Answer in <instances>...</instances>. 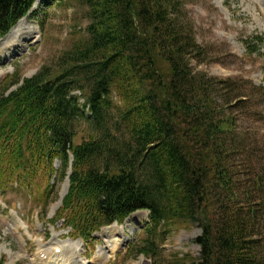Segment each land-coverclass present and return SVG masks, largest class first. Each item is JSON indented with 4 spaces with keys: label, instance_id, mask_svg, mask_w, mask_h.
Returning <instances> with one entry per match:
<instances>
[{
    "label": "trees",
    "instance_id": "1",
    "mask_svg": "<svg viewBox=\"0 0 264 264\" xmlns=\"http://www.w3.org/2000/svg\"><path fill=\"white\" fill-rule=\"evenodd\" d=\"M37 1L0 0V40ZM69 1L86 10L85 36L56 67L0 87L1 192L19 184L44 200L40 186L69 179L61 220L85 242L148 211L147 258L173 228L198 224L200 257L172 264H264L262 214L236 209L237 86L195 72L209 51L181 20L188 0Z\"/></svg>",
    "mask_w": 264,
    "mask_h": 264
},
{
    "label": "rangeland",
    "instance_id": "2",
    "mask_svg": "<svg viewBox=\"0 0 264 264\" xmlns=\"http://www.w3.org/2000/svg\"><path fill=\"white\" fill-rule=\"evenodd\" d=\"M85 11L69 0H40L24 19L37 34L28 40L23 38V48L0 64V87L12 83L11 78L32 79L42 69L56 67L63 54L85 36L89 24ZM181 20L187 30H192L198 44L209 51L207 62L194 61L195 72L231 80L237 86L229 96L240 97L232 106L236 107L239 134L246 138V144L245 150L231 160L240 197L236 209L243 214L251 210L262 214L259 229L264 231V191L256 182H264V100L254 88L264 87V0H188ZM67 183L54 179L50 185L40 186L48 193L44 200L33 197L19 184H10L5 193L0 190V261L47 264L50 255L42 253L44 250L64 252L69 248L80 251L77 264H172L176 257H200L196 240L202 232L198 224L173 228L167 240L156 243V258L139 254L150 223L147 211L104 228L94 236V242L84 243L65 227L61 206L54 210L69 193L70 186L62 200ZM246 194L251 198L248 201ZM105 230L108 236H104ZM261 236L264 238V233ZM109 242L123 245L114 256Z\"/></svg>",
    "mask_w": 264,
    "mask_h": 264
},
{
    "label": "bare ground",
    "instance_id": "3",
    "mask_svg": "<svg viewBox=\"0 0 264 264\" xmlns=\"http://www.w3.org/2000/svg\"><path fill=\"white\" fill-rule=\"evenodd\" d=\"M25 23H26V20L21 21L20 24H18L12 30V32L4 40H2V42H0V64L2 62H4L5 60H8L11 57H13V55L17 53L16 51L18 49L23 48V45H24V41L22 40L23 38H25V40H28L31 38L32 35L37 34V31H35V29L31 28L30 26L26 25ZM7 62L8 61H6V63ZM68 188H69V184L67 183L65 186L64 192L62 193V200L66 196V194L68 192ZM60 206H61V203L57 207H55L54 210L60 208ZM116 227H118V226H116ZM118 228L121 229L120 227H118ZM113 229H115V228H113ZM122 231H124V230H122ZM108 232H109L108 230H105L104 236H108L110 234V233L108 234ZM122 246H123L122 244H117L116 242H114L113 244L110 243L108 245V248L110 249V251L112 252V254L114 256V254H115L114 252L117 250H120ZM49 250H46V251L44 250L42 252V253L47 252L46 255H48V254L50 255L48 260H47V262H48L47 264H77V261L80 258V256L78 257L79 253H78L77 249H75V248L66 249V251H64V252L61 251L60 255H56V253H55L56 249L52 252H49Z\"/></svg>",
    "mask_w": 264,
    "mask_h": 264
}]
</instances>
